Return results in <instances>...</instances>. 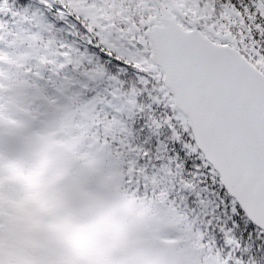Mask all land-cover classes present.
Here are the masks:
<instances>
[{"label":"snow or ice","instance_id":"1","mask_svg":"<svg viewBox=\"0 0 264 264\" xmlns=\"http://www.w3.org/2000/svg\"><path fill=\"white\" fill-rule=\"evenodd\" d=\"M56 3L61 19L84 24L88 44L135 78L145 122L188 173L183 186L216 195L231 214L220 228L238 248L229 222L264 226V0Z\"/></svg>","mask_w":264,"mask_h":264},{"label":"rangeland","instance_id":"2","mask_svg":"<svg viewBox=\"0 0 264 264\" xmlns=\"http://www.w3.org/2000/svg\"><path fill=\"white\" fill-rule=\"evenodd\" d=\"M2 76L3 73L0 72V78H2ZM115 100L116 99L109 101V99L107 100V98H103V102L106 106H113L116 103ZM116 106H118V104ZM104 178L105 180H107L108 184L110 182V179L108 177ZM82 183L83 180H81V182H78L74 186L64 185V187H62L60 190L57 189L50 193V196L47 199L48 203L46 204V208H48L47 219L54 225L57 230L48 234V230H50L51 224L42 223V236L40 242L47 250L49 248L53 251V253H55L54 251H60L57 249V247L63 248L72 238L74 240L71 242L70 249H68L66 253L67 259H65L68 263L99 264L101 263V261L98 258L94 257V255L95 251H98L100 241L93 244L86 243V241L82 237L74 238L75 235L74 233H72V229L75 227L79 229V227L78 224H72L73 204L71 205V203L73 202L75 205L77 202L78 206L82 202H90V200H94L93 205H91L90 207L92 210L89 211L88 214L92 217L90 225H94V229L98 237L100 234V238L106 237L109 242H113L114 240H116V235H112V232H115L117 234L119 233L121 237H125L130 234L128 229H130V231L132 232V228L130 224L128 225V221L126 220L124 223L121 222L123 225L121 226L119 232L118 229L114 226L116 225L115 221L112 222L111 220H108L106 218L96 217L98 211L103 207L99 202H96V195H94L93 193H84L82 191ZM102 183L103 182H96L95 184L101 185V189L109 191L111 187L108 185L106 186V188H103V186L105 185H103ZM20 184H22V181H10L3 197H1L0 200V257L3 256L9 259L13 257L16 258V256L20 255L18 246L22 235L19 225L20 220L16 215V210L20 206L19 201L22 194ZM61 193L65 195L67 194V196L64 198L66 204H64L62 201L63 197ZM68 193L71 195V199H69ZM95 206L97 207L96 209ZM87 221L88 219L85 222ZM127 226H129L128 229ZM253 232L254 231H250V234H252ZM53 239H55V241H52ZM122 240L124 241V243H126L125 239ZM59 242H62V244L59 245ZM165 250H163V248H160L159 250L142 251L136 256L137 264H163L162 261L164 256L170 253L169 249L166 248ZM37 259L40 260L41 258L37 257ZM40 264H47V262H41Z\"/></svg>","mask_w":264,"mask_h":264},{"label":"trees","instance_id":"3","mask_svg":"<svg viewBox=\"0 0 264 264\" xmlns=\"http://www.w3.org/2000/svg\"><path fill=\"white\" fill-rule=\"evenodd\" d=\"M146 133L148 135L147 136V143H148V146H149V149H150V154L153 153L156 150V148H158L159 151H160V153L162 154V157L164 159H167L168 157L171 156V154H172V145L170 143H168L167 141H165V143L167 144V149H165L164 148V145H162V144L159 143V141H164L165 140L164 134H161V135H159V137H157V135H155L152 131H148ZM150 154L148 155L149 157H152L154 155V153H153V155H150ZM129 158H131V157H129ZM137 158H139V160H136L135 161L136 165H134V168L137 170L138 175H140L141 173H143V170H145L147 172H151L153 170L150 167V163H147L146 162L147 160H140V155H137ZM132 160H133V157H132ZM161 164L164 166V164H166V163L163 162V161H162V163H161V161H155L154 162V166L156 168H159V166H161ZM171 166H173V171L174 172L171 171L170 173H171V176H173V174H176L177 175V177L174 178V180L176 182H179V181L181 182V177L182 176L185 177V178H188V173H187L186 169H179L178 170L176 168V162H174L173 164H171ZM193 179H196V178H193ZM197 183H198V181H197ZM198 186H199V184H198ZM180 191H182V193L180 194V197L183 200V201L181 200L183 202V205H185V203L187 205H189V203L196 198V195L193 194V193H191V192H189L186 188L185 189L182 188V190H180ZM218 213H219V215H217V218L218 217L220 218V219H218V221H219V229H220V225L222 223H224V220H227L228 219L229 214H225L222 211L221 212L218 211ZM241 220L243 221V224H242V227L240 229L243 232L245 230V228L248 227V225H247V223L245 222L244 219H241ZM196 221L198 223H203L205 221V216L203 214H197ZM228 226L229 227L232 226L231 222L228 224ZM224 227L226 228L227 227V224H225ZM235 232L236 231H234V233ZM239 234L241 235L242 233H239ZM240 239L248 240V238H246V237L240 238ZM250 242H251L250 248H253L254 251L260 250V251H258V253L256 255H258L259 257H261V258L264 259V254H263V252H261V250H264V246L262 244L261 245L258 244V242L254 241V239L252 241H250Z\"/></svg>","mask_w":264,"mask_h":264},{"label":"water","instance_id":"4","mask_svg":"<svg viewBox=\"0 0 264 264\" xmlns=\"http://www.w3.org/2000/svg\"><path fill=\"white\" fill-rule=\"evenodd\" d=\"M254 222V221H253ZM255 223V222H254ZM258 226H260V225H258ZM261 228H263L264 229V226H260Z\"/></svg>","mask_w":264,"mask_h":264}]
</instances>
